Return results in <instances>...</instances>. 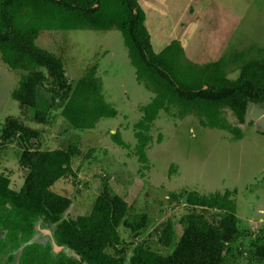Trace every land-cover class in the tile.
Returning <instances> with one entry per match:
<instances>
[{"label":"trees","instance_id":"obj_1","mask_svg":"<svg viewBox=\"0 0 264 264\" xmlns=\"http://www.w3.org/2000/svg\"><path fill=\"white\" fill-rule=\"evenodd\" d=\"M145 18L138 0H0V56L8 66L24 70L11 96L20 106L32 107V119L39 123H46L50 109L58 105L64 120L79 130L93 127L100 117L115 116L117 108L102 93L96 64L89 65L71 85L62 58L35 41L41 29L115 27L127 46L136 79L153 92L150 100L140 105L142 113L134 123V152L140 162L147 161L145 148L152 139L149 129L161 109L175 107L179 117L194 112L200 125L227 128L234 137H241V128L227 122L223 108L228 107L244 122L249 102L264 103V58L235 51L230 57L237 64L235 77L227 74L223 57L203 65L183 62L177 39L158 51L153 49ZM39 135L38 128L12 115L5 117L0 130L1 143L16 139L22 148L18 157L24 171L20 187L14 188L10 177L0 172V198L7 202H0V226L6 227L0 251L7 245L20 248L18 264H123L126 260L128 264H223L243 234L235 189L189 190L188 211L176 240L170 218L157 237L164 246L172 244L171 250L161 253L139 242L128 254L119 227L138 237L147 228L148 214L129 213L127 200L104 182L89 212L63 216L71 198L55 191L53 185L76 175L72 160L80 150L75 142L42 148L36 143ZM110 137L118 145L129 146L118 128ZM38 219L55 223V242L70 252L54 251L50 241L32 239ZM249 244L264 264V227Z\"/></svg>","mask_w":264,"mask_h":264},{"label":"rangeland","instance_id":"obj_2","mask_svg":"<svg viewBox=\"0 0 264 264\" xmlns=\"http://www.w3.org/2000/svg\"><path fill=\"white\" fill-rule=\"evenodd\" d=\"M138 2L145 11V24L156 51L177 39L183 62L203 65L223 57L231 77L238 74L237 64L230 60L235 51H243L246 57L264 58V0ZM35 41L62 58L71 85L89 65L96 64L102 93L117 108L115 116L100 117L93 127L82 130L64 120L60 105L50 109L46 123L36 122L32 119L33 108L20 106L10 92L24 70L8 66L0 56V130L5 117L12 115L40 130L37 146L78 144L80 152L72 160L76 175L65 176L53 185L55 191L71 198L63 216L89 212L95 195L108 182L113 192L127 200L129 213L144 211L149 216L146 230L135 238L120 225L127 253L139 242L167 253L172 244L164 246L157 237L164 221L170 218L172 238L176 240L188 211L189 190L208 193L236 186L233 196L238 199L236 214L243 234L223 264H262L249 244L258 224L248 226L245 219L254 213L257 199L264 194V103L249 102L244 122H239L228 107L223 108L227 122L241 128L239 138L227 128L200 125L194 112L179 117L175 107L161 109L149 129L152 139L145 148L147 161L142 163L134 152V123L141 116L140 105L149 101L153 92L136 79L121 32L115 27L41 29ZM116 128L128 147L111 139L110 133ZM21 149L16 139L0 142V172L10 177L14 188L23 181L24 171L18 162ZM0 202L7 203L1 198ZM54 226L38 219L32 239L51 240L48 230ZM5 232L6 227L1 225L0 237ZM60 249L70 252L65 246ZM9 253L18 257L20 248L7 245L0 251V264Z\"/></svg>","mask_w":264,"mask_h":264},{"label":"crops","instance_id":"obj_3","mask_svg":"<svg viewBox=\"0 0 264 264\" xmlns=\"http://www.w3.org/2000/svg\"><path fill=\"white\" fill-rule=\"evenodd\" d=\"M10 87V86H9ZM13 88V87H12ZM12 88L10 89V92H11V90H12ZM9 89V88H8ZM20 185H21V183H20ZM20 185L18 186V187H16V189H18L19 187H20ZM262 187H263V185H261ZM258 187H259V185H258ZM262 187L260 188V190L262 191ZM226 188H229L230 189V187H226ZM226 188H224V189H226ZM232 189H235V190H237V187L236 186H234V187H231ZM259 189V188H258ZM260 190H259V195H262L261 194V192H260ZM237 198H235V202H236V204H237ZM237 209V208H236ZM254 213H252V215H254L253 217H252V215L251 216H249V217H247L245 220H246V224L249 226L250 224H258L257 226L259 227V228H262V227H264V194L262 195V196H260L259 197V199H257V201H256V204H255V208H254ZM239 217V216H238ZM260 221V222H259ZM255 222V223H254ZM249 228V227H248ZM258 228V229H259ZM241 229V228H240ZM50 235V234H49ZM51 236V235H50ZM50 241V240H49ZM46 242V241H45ZM50 243H51V241H50ZM52 249H53V247H52ZM54 250V249H53ZM54 251H58V250H54ZM13 258V259H12ZM8 260V261H7ZM9 260H11V261H13V264H18V257H7V259L6 260H4V262H2V263H4V264H10V262H9Z\"/></svg>","mask_w":264,"mask_h":264},{"label":"water","instance_id":"obj_4","mask_svg":"<svg viewBox=\"0 0 264 264\" xmlns=\"http://www.w3.org/2000/svg\"><path fill=\"white\" fill-rule=\"evenodd\" d=\"M48 232H49V234L51 235V244H52V247H53V249L54 250H59L60 248H62L64 245H58L56 242H55V240H54V238H53V234H52V231H49L48 230Z\"/></svg>","mask_w":264,"mask_h":264}]
</instances>
